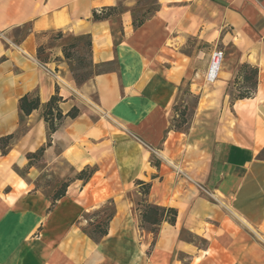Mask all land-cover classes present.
Listing matches in <instances>:
<instances>
[{
	"label": "crops",
	"instance_id": "obj_1",
	"mask_svg": "<svg viewBox=\"0 0 264 264\" xmlns=\"http://www.w3.org/2000/svg\"><path fill=\"white\" fill-rule=\"evenodd\" d=\"M138 2L0 0V139L12 137L0 148V264H264V0H155L135 27ZM110 7L123 11L94 19ZM54 33L89 36V60L106 71L77 84ZM235 61L258 69L250 99L228 94ZM185 85L198 102L179 131ZM56 94L63 115L79 116L48 145ZM33 95L41 106L23 116L20 99ZM88 168L87 182L75 179ZM56 181L71 182L52 206ZM142 197L176 209V222L142 229ZM108 203L96 238L89 229Z\"/></svg>",
	"mask_w": 264,
	"mask_h": 264
},
{
	"label": "trees",
	"instance_id": "obj_2",
	"mask_svg": "<svg viewBox=\"0 0 264 264\" xmlns=\"http://www.w3.org/2000/svg\"><path fill=\"white\" fill-rule=\"evenodd\" d=\"M119 10H120L119 7L105 8L103 11L106 14L100 15L97 12H94L93 17L95 20H103V19L108 18L111 15L116 16L118 14H121L123 10H120V11ZM153 12L154 11H152V12L147 11L143 17H139L140 19L134 18V26L135 27L141 26L145 22V20ZM84 38L86 39L84 45L88 49L89 58H90V53H91V39H90V37L85 36V37H80V38H75V39L77 41H79V40H82ZM77 47H78L77 44L76 45H70V47L64 46L63 54H64V58L72 66V72H73L75 81L77 82V84L81 85V84H84L85 82H87L90 78H92V76H94V73H101V72H104L106 70L99 68L95 71L94 67L92 65V62L89 60V62H90L89 64H90L91 68L93 69V71L78 75L77 74L78 69L76 67H74V64H73L74 53L72 52V49L77 48ZM39 51L41 52L42 48H40ZM84 67L85 66L81 65V67L79 69L84 68ZM257 75H258V69L257 68H254L248 64H243L237 79H238V81H240L242 83L254 80L253 88L248 90L247 94L240 95L237 98H232V99H250V98H252L254 96V94L256 92V88H257V80H256ZM61 102H62V99L56 94L48 102V104L46 105L45 110H44V120H45L47 127H48V145H50L52 135L60 128V126H61V124L65 118L76 119L79 116V110L78 109H73L69 114L63 115V113L61 112L60 107H59ZM40 106H41V103H40V99H39L38 95L25 96L22 99H20V102H19V108H20V111L23 114V116H29L33 111L39 109ZM172 129L177 130L174 127H172ZM11 139H12L11 136L0 139V148L2 150L3 155H6L8 153L7 148H8V145H9ZM44 151H45V147L41 148L34 156L40 158V157H42ZM88 170H89V173L87 175ZM93 173H94V171L90 170L88 168V169L83 170L81 173H79L75 179L84 180L85 182H87L91 178ZM70 182L71 181L62 183L60 188L57 190L56 195L52 197L53 198L52 206L55 204V201H57L58 199H60L64 196V192H65V190L68 187ZM137 184L140 185L141 188H143L145 193L142 192V194L144 196L149 194L150 185H148V184L145 185L143 182H140V181H138ZM144 203H145V205H144L143 209H142V205L140 204L141 205L140 226L142 227V229H145V228L149 229L155 235L158 233V229H159V227L163 221H168L170 224H174L176 222V219L178 216V212L176 209L151 205V204L146 203L145 200H144ZM112 216H113V213L108 217L106 223L104 224V229L101 231L100 236H97L98 230L102 229L101 228L102 225H100V224H98V225L96 224L93 228V231H90V234L96 238H100L102 236H105L107 234L108 222L112 218Z\"/></svg>",
	"mask_w": 264,
	"mask_h": 264
},
{
	"label": "rangeland",
	"instance_id": "obj_3",
	"mask_svg": "<svg viewBox=\"0 0 264 264\" xmlns=\"http://www.w3.org/2000/svg\"><path fill=\"white\" fill-rule=\"evenodd\" d=\"M155 0H139L138 5L136 7V18L140 19L139 17H143L147 11H154L156 6L154 5ZM122 10V8H120ZM119 10V11H120ZM61 34V35H60ZM62 33H54L53 37L63 39ZM85 38L82 40L77 41L74 37H67L64 38L63 41L65 43V46L70 47V45H78L77 48L72 49V52L74 53V67H76L77 74H83L87 72L93 71V69L90 66L89 62V53L88 49L85 47ZM191 44H195V41H191ZM227 48L224 45L219 44L217 46L218 50L224 51V49ZM231 51L233 49H230ZM85 66L84 68L79 69L80 67ZM235 76L234 79L231 81L229 88L227 89L228 94L232 98H237L240 95L247 94L248 90L253 88V82L254 80H251L249 82H240L238 81L237 77L240 73L242 65L236 63L235 61ZM198 102V98L190 93L189 85H185L182 93L180 95V98L177 102V104L174 106L173 112H174V118L172 122V127L179 131H188L190 129V126L194 122V109L196 107V104ZM89 173V170L87 171V175ZM58 183L57 188H59L62 184L59 183V181H56ZM51 184H53L51 182ZM142 192H144L143 188H141ZM145 193V192H144ZM144 196V195H143ZM142 209L145 205L144 203V197H142L141 203ZM103 212V214H101ZM113 213V206L109 203L105 206V208L99 212V218L96 220V223H93L91 226L90 231H93L94 226L97 224L102 225V229L98 230L97 236H100L101 231L104 229V224L106 223L108 217Z\"/></svg>",
	"mask_w": 264,
	"mask_h": 264
},
{
	"label": "built area",
	"instance_id": "obj_4",
	"mask_svg": "<svg viewBox=\"0 0 264 264\" xmlns=\"http://www.w3.org/2000/svg\"><path fill=\"white\" fill-rule=\"evenodd\" d=\"M222 59H223V52L222 51L215 50L212 53V56H211V67H210V71H209V74H208V81H210V82L215 81V79L217 77V73H216V75L213 78L210 77V74H211V71H212L213 67H217V72H218V67H219Z\"/></svg>",
	"mask_w": 264,
	"mask_h": 264
},
{
	"label": "bare ground",
	"instance_id": "obj_5",
	"mask_svg": "<svg viewBox=\"0 0 264 264\" xmlns=\"http://www.w3.org/2000/svg\"><path fill=\"white\" fill-rule=\"evenodd\" d=\"M216 73H217V67H213L211 74H210V77L213 78L216 75Z\"/></svg>",
	"mask_w": 264,
	"mask_h": 264
}]
</instances>
